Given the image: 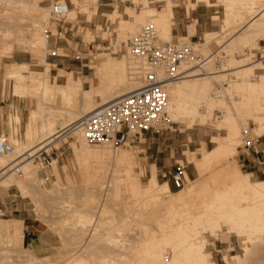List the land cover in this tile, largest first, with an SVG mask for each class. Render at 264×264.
Instances as JSON below:
<instances>
[{
	"label": "bare ground",
	"instance_id": "1",
	"mask_svg": "<svg viewBox=\"0 0 264 264\" xmlns=\"http://www.w3.org/2000/svg\"><path fill=\"white\" fill-rule=\"evenodd\" d=\"M224 1L223 22L226 26L242 21L244 13L253 15L251 21L240 28L236 35L234 34V38L229 40L228 45L224 46L225 55H229L228 60L215 63L208 59L212 55L210 54L206 55L207 57H200L198 61L189 60L181 64L183 76L168 85L165 110L172 121L180 119L192 125L197 118L203 116L200 109H203L204 116L207 117L217 109L222 113L218 125L223 126L226 133L223 137L213 136L211 139L214 147L208 150L203 148L200 157L191 153L188 163L194 166L197 177L192 180L185 175L184 187L172 192L167 181L158 182L154 165L147 184L143 186L140 181L142 171L140 173L133 171L132 154L120 151L118 147L89 145L81 129V121L88 114L141 87L138 71L141 66L138 62L133 60L130 54L120 59L101 57L93 65L98 84L88 90L83 89L81 79H74L72 72L64 70H59V74L65 78L63 84L54 81L50 83L51 65L45 61V55L47 52L50 54L53 52L47 50L46 35L38 32L42 25L40 21L45 19L46 12L51 6L48 9L24 0H0V22L7 23L5 20L10 18L8 9H3L6 6L13 5V8L34 12L32 16L34 20L28 29L32 36L30 41L27 39V47L34 56L44 62V70L40 72L29 71L28 64L23 62H12L4 66L5 77L14 83L13 95L35 101L37 109L27 118L23 138L21 140L17 139V136L9 138L14 152L8 157H0V169H4L0 173V187L8 189L13 186L22 196L28 194L30 188L32 191L34 190L32 187H40L41 183L36 184L39 179L38 163L34 161L35 154L39 153V150L47 152L52 146L57 147L61 140H66L71 134L74 142L70 143V146L81 172L82 182L87 190H95L91 192H97L96 195L99 196L98 198L90 194L88 198L91 202L95 199H98L96 200L98 202L100 200L96 206L97 215L96 210H86L89 213L71 211L72 219L67 221L70 235L65 238L60 236L62 239L58 250L61 256H67L64 259L65 264H215L211 260V254L205 251L207 240L204 235L209 231H213L215 235L223 232L235 234L245 239L243 258L238 255L232 257L224 255L226 264L264 262V181H251V176L242 172L234 159L237 147L241 143L242 131L248 135L251 131L257 136L264 135V74L258 76L253 74L260 62L245 63V58L237 59L233 56L235 47L257 46V40L264 36V0ZM87 2L97 4L98 0L83 1ZM166 4L160 11L145 9L137 13L126 7L131 10L130 20L116 13L114 19L117 21L115 29L117 37L123 34L128 36L136 34L140 30V25L149 18L147 24L154 27L162 40L170 38L172 9L169 1ZM90 11L92 14L87 16L89 18L96 14L93 13L94 8ZM9 21L11 23V20ZM18 36L19 34L12 35V31L7 29L4 32L0 31V41L4 39L9 41L8 44L0 45V57L1 54H10L15 45L22 44L23 40L18 39ZM187 38L178 39L189 41L198 54L195 48L198 43H193ZM204 39L203 43L207 44L213 39L212 34H204ZM261 58L264 61V54ZM214 81L217 82L215 89L212 87ZM96 97L99 98V102L94 105L93 100ZM14 120L20 124L21 118L17 114ZM249 122L254 125L251 131L247 127ZM52 166L56 177L52 185H56L61 179L54 159ZM71 181L67 179L66 183L69 185L67 190L61 188L66 190L65 193L68 195L73 191L70 188ZM209 182L213 183V187ZM121 189L128 192L131 198L128 200H131L133 206L140 209H135L137 212L134 216L130 213L132 218L127 216L129 220L125 217L118 221L112 219L109 222L104 223V220L102 222L104 213H107L105 203L112 198H118ZM65 202L60 204L57 202L58 206L55 204L57 213H63L67 211L66 207L71 206H67L70 203L65 205ZM132 204L125 209L131 210V207L133 209ZM46 206L48 207L47 204ZM51 212L53 213L52 209ZM98 214L100 216L104 214L103 218L97 217ZM62 219L58 222L65 226L66 219ZM59 223L57 224L60 225ZM23 230L21 220L0 219V264H53L49 257H37L32 250L21 246ZM16 247L18 250L21 248L24 255L17 254L18 251L14 252Z\"/></svg>",
	"mask_w": 264,
	"mask_h": 264
},
{
	"label": "rangeland",
	"instance_id": "2",
	"mask_svg": "<svg viewBox=\"0 0 264 264\" xmlns=\"http://www.w3.org/2000/svg\"><path fill=\"white\" fill-rule=\"evenodd\" d=\"M24 1L30 3L34 2L39 7L49 9L54 0ZM62 1L63 4H68V10L65 19L66 23L51 20L49 9L48 12H46L47 15L45 19H42L40 21V24L42 25H40L41 29L38 32L40 34H43V36L46 35L47 50L49 52H53V54L47 52L45 55V61L51 65L49 70V80L50 83H53L54 81V83L56 82L58 84H63L65 78L64 76H61L59 74L58 69L71 71L74 79H81L83 81L82 87L85 90L90 89L91 86L95 88L98 84V81L94 76L93 65L97 63V61L101 57L105 56L107 59H120L124 55L129 54L127 51L126 43L133 35L128 36V34H123V36L119 38L117 37V32L115 31V29L117 28V21L114 19V15L116 13H119L122 18L130 20L131 10L126 9V7H129L136 13L145 9L159 11V8L156 9L155 4H152L155 2H159V0H105L106 2L110 3L105 7L109 9L108 11L97 10V5L102 0H98L97 4L93 2L83 3V1L85 0H74V2L73 0H61V3ZM218 1L223 7L224 16L225 1ZM261 3L263 2H260V4ZM92 8H94L93 13L96 12V14L93 15V17L89 18L87 16L92 14L90 13V10ZM3 9H8L7 11L10 13L9 20H11V23H9L10 21L8 20V18L5 20L7 21V23L4 22V24L3 22H0V31L4 32L5 29H7L12 31V35L14 36H17L19 34L18 39L23 40V42L21 41L22 44H26L22 45L20 42H18L21 45H15V48L11 51L10 54H1L2 57H0V131L8 134L9 138H11L10 136H12L13 138L14 136H17L16 138L21 140L23 138V132L27 118L30 113L37 109V104L33 100H27L13 95L14 83L11 79L5 77L4 69L6 65L12 62H23L28 64L29 71L40 72L44 70V62L39 57L34 56V54L29 51L27 47V39L30 41L32 36L30 35V31L28 29H30V25L34 20V17H32L34 16V12L32 13L28 10H26L27 12H25V10L18 7L13 8V5L8 7L6 6V8L3 7ZM243 17L244 18L242 21L232 26L229 25V27L221 21V28L223 32L212 33L213 39L210 40L207 44L203 43L205 42L204 35H202L201 39H190L189 32L186 38L188 37L187 39L191 40L193 43H198L197 45H195V48L197 49L200 57H207L212 54L208 59H211L213 62L226 61L228 60L229 55H225L226 49L224 46L228 45V43L234 38L233 36L236 35L237 31L240 28L251 21L253 15H246L244 13ZM147 20L149 21V18L146 19V22L143 23V25L148 23ZM67 22L70 23L69 27L72 26L71 32H65V25H67ZM143 25L141 24L140 28ZM24 35L25 37H27L25 38ZM176 38L178 39V37ZM176 38L172 39V37H166L163 38V40H175ZM91 40L92 42H90ZM7 42H9L8 39L1 40L0 45L6 44ZM200 47L202 48L200 49ZM77 54H79V58H76ZM260 54L263 55L264 51H262V49L259 48L258 45H254V47L248 48H242L241 46H239L235 47V49L233 50V56L235 58L247 59V61L244 59L245 63L250 62V64H252L260 62L259 66H257V68L253 71V74L255 73L257 74V76L264 74V61L261 56L259 57ZM216 83L217 82L215 81L212 82V87L214 89L216 87ZM98 102L99 98H94V105H96ZM200 113H202L203 116L197 118V120L192 125H189L188 121L184 122L183 120L181 121L180 119H177L173 121V125L171 126L170 130L162 131L158 134L153 135L147 134L143 136V138L139 142H136L131 147L117 148L120 151L122 150L132 154L133 171L136 173H140L142 171V173L140 174V181L143 186H145L148 182V178L150 176L153 165L156 168V176L158 182L161 183L167 181L172 192L178 190L172 186L170 178L171 174L177 168V166H181V168L183 169L184 178L185 175H187V177L192 180L197 177L194 166L191 163H188V158L190 157L191 153L196 157H200L201 150L203 148L208 150L214 147L215 144L211 139L213 138V136L223 137L226 133L224 127L218 125L222 118V113L219 110L214 109L209 117L204 116L205 113L203 109H200ZM17 114L21 118L20 124L17 123L16 120H14ZM9 119L11 121H9ZM247 127L251 131V129L254 128V125L249 122ZM249 136H253L254 138L259 137L258 141L256 142V149L259 151V153L255 154L252 150L247 151L245 150V148H243L244 132L242 131L240 136L241 143L237 147V154H235L234 159L237 161L240 170L244 173H249V170L245 165L246 162L242 161V157L245 155H247L248 157L260 155L262 154L261 150H264V145L262 144L264 143V135L257 136L255 132L251 131ZM72 142H74V138L70 134L68 135L66 140H61L60 144L57 147L52 146L47 152H45L44 150H39V153L37 152L35 154L34 161L38 163L37 178L39 179L37 180L36 184L38 185V183H41V188L32 187V189H34L32 190L34 192L33 194L31 193L32 191H30L31 188L29 189L28 194L22 196L21 193L13 186L9 187L8 189H3L0 187V208L2 211L0 219L21 220L24 227V238L23 244L21 246L25 247L26 249L32 250L37 257H49V259L53 260V264H59L62 261L63 262L60 264H65L64 259L67 256H61L60 251H58L60 250L61 245L60 239H62V237L60 236H63V238H65V236L70 235L68 234L70 226L67 221L69 222V220L72 219L71 215H73V211H85L83 213H89L88 211L96 210L95 213L97 215L98 208L96 206H98V203H100V200L99 202L96 201L98 199H95L91 202L88 198L90 194L96 195L97 192H94V194L91 191L95 190L89 191L83 184L81 172L78 169L73 156L72 148L70 146V143ZM53 159L56 161L61 179V182L56 185H52L53 181L55 182L56 180L54 171L52 169ZM262 169L264 170L263 165ZM45 175H47L49 179L44 180ZM262 178H264V175L261 174H251L250 177L251 181ZM67 179H70V181L72 180L70 188H72L71 190L73 191L71 195L65 193V191L68 189L67 187L69 186L66 183ZM210 182L209 185L213 187V183ZM185 184L186 179L184 181V185ZM61 188H66V190L64 191ZM87 191H89V194H87ZM39 193L41 195H39ZM119 194L118 198H112L105 203L107 213L104 214L105 216H107H104V219H102V216L104 214L102 216L98 214L97 217H100L102 219V222L103 220L104 223L107 221L109 222V220L111 221L112 219L118 221L122 218L125 219V217L127 216L130 218L131 214L134 216L137 210L140 209H137L138 207H134L131 200H128L131 198L129 197L128 192L126 193L124 189H121ZM38 197H40L41 200L38 199ZM85 197H87L88 199L86 200ZM97 197L99 198V196ZM50 199L52 201V204H50ZM64 201H66L65 205L70 203L67 206H71L65 208L67 209V211H64L63 213H57L56 207L58 206V204L63 203ZM35 203H37L38 207ZM45 203L48 205V207ZM124 203H127L126 206H123ZM131 204L133 206V209L132 207L131 210L125 209L128 208ZM51 209L53 210V213L51 212ZM135 209H137L136 212ZM86 210L88 211L86 212ZM128 213L131 214L128 215ZM110 217L112 218L110 219ZM61 219H66V222L64 223L65 226L58 222V220L61 221ZM52 221H54L56 224L59 223L60 225L57 224L58 227H56L57 225L53 224L54 222L52 223ZM29 224L33 225L34 228H27L26 225ZM26 230L28 232L33 231L34 234H30ZM56 230H58L59 233ZM223 230L225 231V229ZM204 236L207 240L205 251L211 254V260L214 261L215 264H226L225 260L223 259L224 255L227 257L238 255L243 258V241L245 240L243 237H237L235 234H225L224 232L222 234L219 233L215 235L213 231L205 233ZM14 252H17V254L20 253V255H24L21 248L20 250H18V247H16V251ZM50 256L52 257L50 258ZM262 264H264V262Z\"/></svg>",
	"mask_w": 264,
	"mask_h": 264
},
{
	"label": "built area",
	"instance_id": "3",
	"mask_svg": "<svg viewBox=\"0 0 264 264\" xmlns=\"http://www.w3.org/2000/svg\"><path fill=\"white\" fill-rule=\"evenodd\" d=\"M67 10L68 4L54 0L51 4L50 19L66 23ZM127 46L132 59L141 66L138 70L141 87L93 111L81 121V129L89 145L131 147L147 134L170 130L173 121L165 110L168 85L183 76L184 72L180 68L182 63L201 59L189 41H164L150 24L142 26L139 32L127 41ZM76 58H79V54ZM258 138L250 137L245 132L243 148L257 153ZM13 152L9 135L0 131V157H8ZM3 171L4 169H0V173ZM170 178L174 188L183 187L185 178L181 166H177ZM47 179L49 177L45 175L44 180Z\"/></svg>",
	"mask_w": 264,
	"mask_h": 264
},
{
	"label": "crops",
	"instance_id": "4",
	"mask_svg": "<svg viewBox=\"0 0 264 264\" xmlns=\"http://www.w3.org/2000/svg\"><path fill=\"white\" fill-rule=\"evenodd\" d=\"M168 1L172 9L170 38L186 37L190 32V39H201L204 34L222 32L221 21L223 22L224 20L223 7L218 0H159V2L152 4H155L156 9L159 8L158 10L160 11L166 7L165 5H167L166 2ZM109 4L105 0H102L98 3L97 10L108 11L109 9L105 7ZM67 31H72V27L70 28L69 24L65 25V32ZM257 45L264 51V36L257 40ZM262 144L264 145V143ZM261 153L252 157H248L247 155L242 157V161L246 162L245 165L249 170V173H246L250 176L251 174L264 175V170L262 169V165L264 166V150H261ZM257 180L264 181V178ZM26 227L34 228L31 224L26 225ZM28 233L34 234L33 231Z\"/></svg>",
	"mask_w": 264,
	"mask_h": 264
}]
</instances>
